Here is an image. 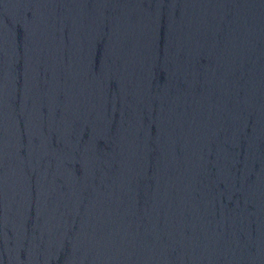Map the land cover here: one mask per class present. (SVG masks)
<instances>
[{"label": "water", "instance_id": "1", "mask_svg": "<svg viewBox=\"0 0 264 264\" xmlns=\"http://www.w3.org/2000/svg\"><path fill=\"white\" fill-rule=\"evenodd\" d=\"M0 264H264V0H0Z\"/></svg>", "mask_w": 264, "mask_h": 264}]
</instances>
